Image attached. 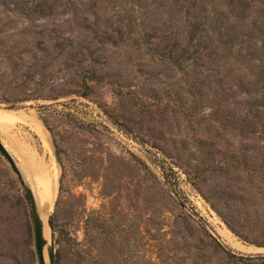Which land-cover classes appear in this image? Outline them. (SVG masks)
I'll list each match as a JSON object with an SVG mask.
<instances>
[{
	"label": "rangeland",
	"instance_id": "obj_1",
	"mask_svg": "<svg viewBox=\"0 0 264 264\" xmlns=\"http://www.w3.org/2000/svg\"><path fill=\"white\" fill-rule=\"evenodd\" d=\"M227 1L0 0V112L35 118L47 145L16 122L0 142L34 199L37 168L57 175L44 232L58 264L264 256L249 244L264 243V100L236 83L249 45L231 44ZM248 13L245 31L264 37V0ZM0 264H40L1 154Z\"/></svg>",
	"mask_w": 264,
	"mask_h": 264
},
{
	"label": "trees",
	"instance_id": "obj_2",
	"mask_svg": "<svg viewBox=\"0 0 264 264\" xmlns=\"http://www.w3.org/2000/svg\"><path fill=\"white\" fill-rule=\"evenodd\" d=\"M225 4L230 9V18L236 21V23L240 24L241 28L237 29L235 25H231L229 27V16L227 18L225 13H221L220 9V13H217V16L220 17L221 21L216 26L215 30H217V32H219L220 29L221 31H226L229 27V29L232 30V38L234 41L231 42V44L233 45H235L238 41L242 45L244 41H241V39L243 37L246 38V42H248L249 46L245 47L244 60L246 62V66L249 68V71L243 73L241 76H238L236 83L238 86L243 88L246 96L253 100V104H255L257 107H262V102L260 101L264 100V87H260V84L264 83V37L262 35L263 32L261 30V26L254 23L252 26L254 27L255 32L245 31L244 24L247 23V16H249V0H228ZM226 24L228 27H226ZM194 28L195 25L191 26V30H194ZM217 41L218 43H221L220 38ZM203 51L204 56L208 57L212 52V45H208L206 42ZM259 92H261V94H259ZM258 95L259 98L257 99ZM49 226L50 229H52L51 221L49 222ZM227 227L230 231L235 233V231L228 224ZM249 244L256 247H264V243H257L256 241L251 243L249 242ZM222 252L226 253L228 259L235 264H264V256L255 258L241 256L237 257L231 255L229 252H225L224 250H222ZM54 262L55 264H58L56 258H54Z\"/></svg>",
	"mask_w": 264,
	"mask_h": 264
},
{
	"label": "bare ground",
	"instance_id": "obj_3",
	"mask_svg": "<svg viewBox=\"0 0 264 264\" xmlns=\"http://www.w3.org/2000/svg\"><path fill=\"white\" fill-rule=\"evenodd\" d=\"M15 122L22 124V125L29 126L30 129H32L36 133H38L39 136H41L44 140V136L40 130L39 122L35 118L27 116L23 112H18V113L0 112V125H6V124H10V123H15ZM45 143H46V141H45ZM46 145H47V143H46ZM56 170H57V168H56ZM56 170H54V171L56 172ZM37 172L40 174V177H41L40 179H41L42 190L37 195H35V200H36L35 203L37 206V212L40 216L41 221L43 222V238H45L44 224L47 223L49 213L51 212L52 207L54 205L55 191H56V176L57 175L54 172H53L54 174L47 172L44 169V167L41 165L37 168ZM221 233H223V235L227 239L230 240L227 233H225V232H221ZM223 235H221V236H223ZM233 246L234 247L235 246L240 247L241 245H239L238 243H234ZM44 259L46 262V256L45 255H44Z\"/></svg>",
	"mask_w": 264,
	"mask_h": 264
},
{
	"label": "water",
	"instance_id": "obj_4",
	"mask_svg": "<svg viewBox=\"0 0 264 264\" xmlns=\"http://www.w3.org/2000/svg\"><path fill=\"white\" fill-rule=\"evenodd\" d=\"M52 146H53V153H54L55 161L60 165L59 154L53 142H52ZM0 154L10 166L11 170L16 175L20 185L22 186L24 190L25 198L29 204L32 219H33L35 250L38 256V260L40 264H55L53 247L49 243H47L45 238H43V222L41 221L40 216L37 212V206L35 203L33 193L31 189L25 185L23 176L17 169L13 159L11 158L9 153L5 150L1 142H0ZM48 225H49V220L47 219V226ZM44 255L46 256V262L44 259Z\"/></svg>",
	"mask_w": 264,
	"mask_h": 264
}]
</instances>
